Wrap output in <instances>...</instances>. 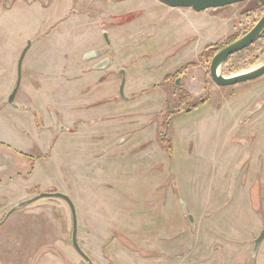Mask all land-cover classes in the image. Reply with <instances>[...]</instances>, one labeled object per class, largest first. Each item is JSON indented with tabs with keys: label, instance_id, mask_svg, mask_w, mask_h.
<instances>
[{
	"label": "rangeland",
	"instance_id": "374dc122",
	"mask_svg": "<svg viewBox=\"0 0 264 264\" xmlns=\"http://www.w3.org/2000/svg\"><path fill=\"white\" fill-rule=\"evenodd\" d=\"M263 13L0 0V264H88L69 205L44 192L70 198L94 264H264V74L220 86L199 59ZM263 63L264 31L218 73Z\"/></svg>",
	"mask_w": 264,
	"mask_h": 264
},
{
	"label": "water",
	"instance_id": "95a60500",
	"mask_svg": "<svg viewBox=\"0 0 264 264\" xmlns=\"http://www.w3.org/2000/svg\"><path fill=\"white\" fill-rule=\"evenodd\" d=\"M162 4H165L169 7H188L193 9L194 11H201L208 8H217V7H224L230 4L239 3L245 0H158ZM264 31V13L259 18V20L255 23V25L246 33H244L242 36H240L238 39L228 43L227 45L220 48L211 58L210 64H209V75L214 83L220 86H227V85H234L237 83L249 81L252 79H255L262 74H264V63L259 65L258 67H255L250 70L242 71L233 75L229 76H223L218 73V68L220 65L232 54L235 52H238L250 44H252L254 41L258 39V37L262 34ZM105 41L109 43L107 34L103 33ZM30 45V40L27 41V45L24 47V49L21 51V54L17 61V83L15 87L13 88L12 92L9 94L7 101L12 102L13 98L16 94V91L19 86L20 81V67L23 60V57L28 49V46ZM109 64V60L107 58L101 60L100 62L93 65V69L99 70L107 67ZM120 73L122 74L121 81L119 84V95L123 99L126 97L123 94L124 84H125V78H124V70L121 69ZM38 196L44 197V196H58L64 199L67 204L69 205L71 215H72V232H71V241L73 244V247L76 249V251L82 255V257L89 263L93 264V262L88 258V256L80 249L77 240H76V214H75V208L70 200V198L60 192H44L40 193ZM182 211H185V208H182ZM8 214V213H7ZM189 219H191V216H189ZM3 222V221H2ZM264 238V228L261 229L258 236L254 240V250L257 248L259 243Z\"/></svg>",
	"mask_w": 264,
	"mask_h": 264
},
{
	"label": "trees",
	"instance_id": "16d2710c",
	"mask_svg": "<svg viewBox=\"0 0 264 264\" xmlns=\"http://www.w3.org/2000/svg\"><path fill=\"white\" fill-rule=\"evenodd\" d=\"M239 37H240L239 35H237V36L236 35L229 36L227 38V42L224 45L220 46L218 49H217V43H212V44L206 46L203 49V51L199 54V59L200 60L208 59L210 56H213L220 48H222L223 46L227 45L228 43L238 39ZM195 65H197V63L194 62V61L187 62V64L184 66V68L194 67ZM165 76H166L165 78H167L168 74L165 75ZM179 99L182 100L181 102L186 103V100H188L189 98H188V95L184 91H182ZM206 100L207 99L201 100L200 104L206 102ZM179 104H180V102H179ZM197 104H198V106L200 105L199 103H197ZM191 107L195 108V107H197V105L196 104H191ZM185 109L188 110L190 108H185Z\"/></svg>",
	"mask_w": 264,
	"mask_h": 264
},
{
	"label": "flooded vegetation",
	"instance_id": "af4514ba",
	"mask_svg": "<svg viewBox=\"0 0 264 264\" xmlns=\"http://www.w3.org/2000/svg\"><path fill=\"white\" fill-rule=\"evenodd\" d=\"M241 36H242V35H241ZM166 75H167V74H166ZM186 110H187V109H186ZM262 240H263V239H262ZM256 249H257V248H256ZM256 249H255V250H256ZM255 250H254V251H255ZM88 258H89V257H88ZM88 264H89V263H88ZM93 264H94V263H93Z\"/></svg>",
	"mask_w": 264,
	"mask_h": 264
}]
</instances>
